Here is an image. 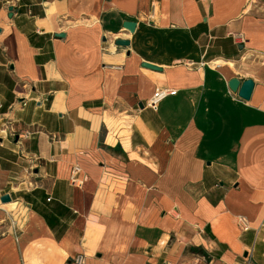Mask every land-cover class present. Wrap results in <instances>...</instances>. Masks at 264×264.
<instances>
[{"label": "crops", "instance_id": "crops-1", "mask_svg": "<svg viewBox=\"0 0 264 264\" xmlns=\"http://www.w3.org/2000/svg\"><path fill=\"white\" fill-rule=\"evenodd\" d=\"M8 1L0 264H264V0Z\"/></svg>", "mask_w": 264, "mask_h": 264}, {"label": "water", "instance_id": "water-1", "mask_svg": "<svg viewBox=\"0 0 264 264\" xmlns=\"http://www.w3.org/2000/svg\"><path fill=\"white\" fill-rule=\"evenodd\" d=\"M9 11V17H11L12 13V7L8 8ZM122 27L124 30L128 31L129 33H132L135 28V23L134 22H124L122 24ZM55 37H63V34H55ZM114 45L120 46V47H126L128 46V41L117 39L114 41ZM142 67L153 70V71H160L159 68L156 66L147 64V63H142ZM254 83L251 79H246L240 83L239 80L236 78H232L228 81V88L231 90L233 93H237V96L244 100L248 101L250 99L252 90H253ZM10 202V197L7 194H4L0 197V203L5 204Z\"/></svg>", "mask_w": 264, "mask_h": 264}, {"label": "built area", "instance_id": "built-area-1", "mask_svg": "<svg viewBox=\"0 0 264 264\" xmlns=\"http://www.w3.org/2000/svg\"><path fill=\"white\" fill-rule=\"evenodd\" d=\"M18 0H9L8 2L12 4L13 2H16ZM233 39L237 42H241V35L240 34H233ZM176 94V90L164 88V89H156L150 99L147 102V105L152 110H155L157 105L167 98L168 96H174ZM78 172V168L74 169V173ZM72 182H75V178H72ZM72 262L74 264H84V256L83 255H76L74 258H72Z\"/></svg>", "mask_w": 264, "mask_h": 264}, {"label": "bare ground", "instance_id": "bare-ground-1", "mask_svg": "<svg viewBox=\"0 0 264 264\" xmlns=\"http://www.w3.org/2000/svg\"><path fill=\"white\" fill-rule=\"evenodd\" d=\"M113 48V47H112ZM217 64V63H216ZM12 205V204H11Z\"/></svg>", "mask_w": 264, "mask_h": 264}]
</instances>
